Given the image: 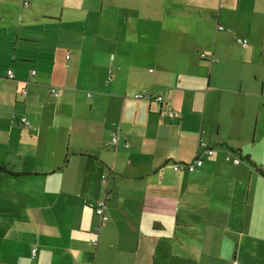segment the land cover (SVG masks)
Listing matches in <instances>:
<instances>
[{
	"label": "crops",
	"instance_id": "crops-1",
	"mask_svg": "<svg viewBox=\"0 0 264 264\" xmlns=\"http://www.w3.org/2000/svg\"><path fill=\"white\" fill-rule=\"evenodd\" d=\"M27 2L0 0V264H264V77L213 82L234 41L264 57V3L240 21L243 0ZM200 139L213 155L174 172Z\"/></svg>",
	"mask_w": 264,
	"mask_h": 264
},
{
	"label": "rangeland",
	"instance_id": "rangeland-1",
	"mask_svg": "<svg viewBox=\"0 0 264 264\" xmlns=\"http://www.w3.org/2000/svg\"><path fill=\"white\" fill-rule=\"evenodd\" d=\"M26 2L28 0H25ZM52 0H39L41 3L40 8H46L49 6V2ZM244 2L240 5V11L238 12V17L240 21H245L250 15L251 12L247 9H252V3L261 1L264 3V0H243ZM61 2V0H53V3ZM88 7H86L87 9ZM49 12V9H47ZM47 12V11H46ZM73 4L68 3L64 8V18H72L74 20L78 19L77 15L73 14ZM254 18H258V15H254ZM71 23V22H66ZM84 27L80 25L79 31H83ZM236 47L231 49L229 52L230 55L226 60V65L228 66V72H221L220 74H215L213 77V82L216 80L219 82L221 87H232L240 86L243 83V88H248L250 85H254L253 80L255 75H259L261 78L264 77V57L260 59V53L254 56L246 54L248 50H243L240 48L235 41L233 42ZM255 45H260L258 39L252 41ZM199 59V57H198ZM260 82V81H259ZM258 82V83H259ZM224 92L222 95H225Z\"/></svg>",
	"mask_w": 264,
	"mask_h": 264
},
{
	"label": "trees",
	"instance_id": "trees-1",
	"mask_svg": "<svg viewBox=\"0 0 264 264\" xmlns=\"http://www.w3.org/2000/svg\"><path fill=\"white\" fill-rule=\"evenodd\" d=\"M26 3H27V6H25V3L23 4V6H24V7H29V3H28V2H26ZM211 64H212V63H211ZM9 71H10V70H9ZM11 71L14 73L13 70H11ZM7 73H8V71H7ZM31 76H33V75L31 74ZM7 78H8L9 80H15V79H16V75H15V73H14V78H13V79H10V78L8 77V75H7ZM56 88H57V87H56ZM22 89H25V90H26V88H22ZM22 89H21V90H22ZM51 89H52V87H51ZM51 89H50V93H51ZM20 93H21V91H20ZM26 93H27V91H26ZM26 93H25V94H26ZM21 94H22V93H21ZM145 94H146V93H145ZM22 95H24V94H22ZM51 95H52V93H51ZM88 95H90V94H88ZM135 95H138V94H135ZM135 95L133 96V98H134L135 100L156 101V102L159 103L161 106H164V109L162 110V114L166 117V119H168V120H173V119L176 117V113L174 112L172 106H171L170 104H168V103L165 102L164 97H163L162 95H159V94H157V95L147 94V95H145L146 97H143V98H140V99H136V98H135ZM52 96L55 97L54 95H52ZM59 96H60V91H59ZM59 96H58V97H59ZM158 96H161V97L163 98V101H162V102H159V101L156 100V97H158ZM58 97H55V98H58ZM88 97H91V95L88 96ZM168 107H171V108H172V112H173V116H172V117H169L168 115L165 114V112H166V110H167ZM22 118H25V117H22ZM22 118H21V119H22ZM27 121H28V120H27ZM28 122H29V121H28ZM29 123H30V122H29ZM30 125H31V124H30ZM23 126H24V124H23ZM24 127H25V126H24ZM25 128H26V127H25ZM31 128H32V126H30V128H26V129H31ZM115 133H117V135H118V140H119V135H120L119 129H116V130L113 132V134H112V138H113V135H114ZM202 142L205 144V147L202 146ZM111 143H112V139H111ZM117 143H118V141H117ZM112 145H113V146H116L117 144L114 145V144L112 143ZM126 146L129 147V144H127ZM207 149L210 150V151L212 152L211 155H205V154H203ZM213 152H214V150L208 145V143H207L206 141H204L203 139H200L199 144H198V150H197L196 158H197L198 156H200V155H202V159H203L204 157H210V156L213 155ZM227 157H230L229 160H227ZM227 157H226V160H227L228 162H232L233 164H235V163H234V160H235V159H238V160L240 161L239 158H237V157H232L231 155H228ZM196 158H195L194 160H192L191 162H189V163H192L193 161H195ZM239 163H241V161H240ZM183 164H188V163H174V164L172 165V170L174 171V166H175V165H183ZM235 165H238V164H235ZM0 168H1V166H0ZM1 169H3V168H1ZM197 169H198V168H197ZM197 169H196V170H197ZM196 170H195V171H196ZM4 171H5V173H6L7 175H9V176H11V177H16V176H18V175H16V174H14L12 171H8V170H5V169H4ZM184 171H186V170H181V171H177V172L174 171V172L179 173V172H184ZM186 172H188V171H186ZM189 173H192V172H189ZM261 174L264 175V171H261ZM102 180H103L104 184H106V182H105L106 179H102ZM109 199H110V195H109V194H106V196H105L103 199H101V200L88 202V207L91 208V209L95 212L96 216L99 218L100 223H101V224L99 225V227H98V228L95 230V232H94L96 235H98V234L100 233V231H101V226H102L103 224H105L106 222H108V220H109V217H108V215H107V203H108ZM103 200H105V202H106V210H105V215L107 216V220H106V221H102L101 217H100L99 215H97L95 209L91 206V205H96L98 202L103 201ZM93 240H95L96 242L93 243ZM93 240H92L91 242H92V244H93L94 246H96L97 243H98V241H97V239H93ZM32 253H33V251H32ZM33 255H34V254H33Z\"/></svg>",
	"mask_w": 264,
	"mask_h": 264
},
{
	"label": "built area",
	"instance_id": "built-area-1",
	"mask_svg": "<svg viewBox=\"0 0 264 264\" xmlns=\"http://www.w3.org/2000/svg\"><path fill=\"white\" fill-rule=\"evenodd\" d=\"M25 6H27V3H25ZM218 30L219 31H222L223 30V27L219 26L218 27ZM236 42L241 47H243V48H246L247 47V41L244 40V39H237ZM202 58H205V56L203 55ZM210 62L213 63L214 60L211 59ZM35 73L36 72H34V71L31 72L32 75H35ZM7 75H8V77L10 79H13L14 78V73L11 70L8 71ZM108 80H111V77ZM21 93L22 94H25L26 93V90L25 89H22L21 90ZM51 93L55 97H58L59 96V89L56 88V87H52ZM145 95H147V94H145V93H139L138 95H135V98L136 99H140V98L146 97ZM88 96H90V95H88ZM156 100L159 101V102H162L163 101V98L161 96H158V97H156ZM165 114L168 115L169 117H172L173 116L172 108L171 107H168L167 110H166V112H165ZM22 122H23V124H24V126L26 128H30L31 125L27 121L26 118H22ZM117 141H118V135H117V133H115L113 135V138H112V143L115 145V144H117ZM202 146L205 147V144L203 142H202ZM203 154H205V155H211L212 152L207 149ZM229 158L230 157H227V160H229ZM239 162L240 161L238 159H235L234 160V163L235 164H239ZM202 165H203V159H202V155H200L192 163L183 164V165H175L174 166V171L177 172V171H181V170H186L188 172H194L197 168H200ZM91 206L95 209L97 215H99L101 217L102 221H106L107 220V216L105 215V210H106V202H105V200L100 201L96 205H91ZM95 242L96 241L93 240V243H95ZM36 252H37L36 249L33 250V254L34 255L36 254ZM232 264H239V263L238 262H233Z\"/></svg>",
	"mask_w": 264,
	"mask_h": 264
},
{
	"label": "bare ground",
	"instance_id": "bare-ground-1",
	"mask_svg": "<svg viewBox=\"0 0 264 264\" xmlns=\"http://www.w3.org/2000/svg\"><path fill=\"white\" fill-rule=\"evenodd\" d=\"M22 121V120H21ZM22 124H23V122H22Z\"/></svg>",
	"mask_w": 264,
	"mask_h": 264
}]
</instances>
